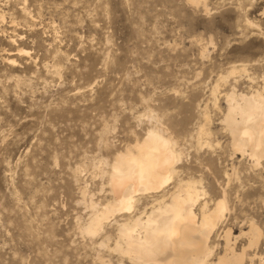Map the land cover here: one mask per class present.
Returning <instances> with one entry per match:
<instances>
[{"label":"rangeland","instance_id":"1","mask_svg":"<svg viewBox=\"0 0 264 264\" xmlns=\"http://www.w3.org/2000/svg\"><path fill=\"white\" fill-rule=\"evenodd\" d=\"M250 1L25 0L23 15V0H0V264H94L96 252L118 263L79 234L89 215L80 190L109 199L94 166L140 139L150 123L136 117L149 112L185 147L182 167L210 197L231 163L239 168L242 205L231 182L218 233L237 235L247 214L264 227V163L250 170L246 159L229 161L210 96L233 65L249 76L220 82L221 108L234 80L244 91L262 83L264 0L237 11ZM245 16L260 28H243ZM198 105L211 114L213 148L193 140Z\"/></svg>","mask_w":264,"mask_h":264},{"label":"bare ground","instance_id":"2","mask_svg":"<svg viewBox=\"0 0 264 264\" xmlns=\"http://www.w3.org/2000/svg\"><path fill=\"white\" fill-rule=\"evenodd\" d=\"M205 1L187 0L195 5L202 4L204 8ZM251 1L243 9L238 5L237 11L251 10ZM23 2L21 10L26 15L28 9L25 0ZM241 23L243 28H260L246 16ZM202 50L204 53L205 48ZM21 51L17 49V54H22ZM245 67L233 65L225 75H219L210 96L212 108L219 114L216 125L227 137L231 150V157L227 158L229 161L235 159L238 164L246 159L251 170L264 163V74L261 85H248L246 91L236 89L237 80L232 81L233 85L222 96L225 108L220 107L218 100L220 82L224 84L231 77L249 76ZM198 109L200 121L193 131L194 138L191 135L188 140L193 138L199 150L213 148L216 131L212 127L211 114L207 105H198ZM152 113L136 117L140 120L146 116L150 123L140 139L115 152L111 161L99 160L94 166V170L105 177L110 197L95 202L94 195L87 193L85 187L80 190L82 198L89 195L86 206L89 215L78 227L79 234L88 237L96 248L117 255V264H264V227L258 225L255 216L243 215L237 235L232 234L231 228L217 231L229 212L228 196L235 195V202L242 205L243 200L237 194L242 188L239 168L231 163L230 173L223 172L226 182L218 184L219 195L210 197L202 180L182 167L185 147ZM231 182L237 187L234 189L232 185L234 194L230 195ZM259 191L264 192V186ZM143 200L146 203L140 205ZM232 219L237 220L235 216ZM111 226L113 230L109 232ZM94 261V264H111L110 259H104L98 252Z\"/></svg>","mask_w":264,"mask_h":264},{"label":"snow or ice","instance_id":"3","mask_svg":"<svg viewBox=\"0 0 264 264\" xmlns=\"http://www.w3.org/2000/svg\"><path fill=\"white\" fill-rule=\"evenodd\" d=\"M141 166H143V165H141ZM125 264H127V262H125Z\"/></svg>","mask_w":264,"mask_h":264}]
</instances>
